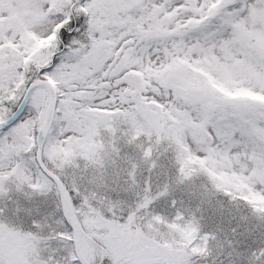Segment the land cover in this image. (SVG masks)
I'll return each instance as SVG.
<instances>
[{
	"label": "snow or ice",
	"instance_id": "snow-or-ice-1",
	"mask_svg": "<svg viewBox=\"0 0 264 264\" xmlns=\"http://www.w3.org/2000/svg\"><path fill=\"white\" fill-rule=\"evenodd\" d=\"M0 264H264V0H0Z\"/></svg>",
	"mask_w": 264,
	"mask_h": 264
}]
</instances>
